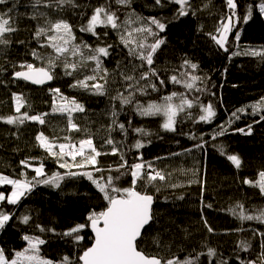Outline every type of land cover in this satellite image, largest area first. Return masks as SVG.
I'll return each instance as SVG.
<instances>
[{
  "label": "trees",
  "instance_id": "1",
  "mask_svg": "<svg viewBox=\"0 0 264 264\" xmlns=\"http://www.w3.org/2000/svg\"><path fill=\"white\" fill-rule=\"evenodd\" d=\"M236 2V16L243 17L245 7L253 0ZM259 2L255 0L256 5ZM34 3L35 0H6L0 4V13L12 10V27L17 29L6 37L11 41L10 45H0V116L18 115L15 113L13 93L23 94L26 104L22 112L27 111L30 115L46 112L49 115L44 125L26 121L17 126L0 120V173L14 179L32 180L36 175L34 168L20 164L21 160L27 158H34L31 160L33 166L44 164V178L57 172L64 176L69 171L60 168L56 158L38 146L35 137L41 131L50 139L59 138V142H64L66 136L76 142L91 135L99 151L110 153L111 147L103 144V138L109 135L108 126L112 123L111 113L115 109L118 123H123L128 129L126 136L119 128L111 131L112 138L120 142L124 159L132 164L139 162L138 157L142 156L144 162H151L167 176L166 181L157 182L160 192H155L154 188L148 189L154 194V220L143 231L140 247L149 255L165 258L176 255L184 259L203 253L198 264H210V261L211 264H241V261L247 264L249 260L260 264L264 222L241 220L238 215L241 211L246 215H259L264 210V194L256 186L258 173L264 170V121L260 120V115L264 113L254 115L248 107L264 97V59L244 54L249 49L264 50V16L259 13L258 7L254 8L253 15L247 21L234 19V27L229 34V51L225 52L216 45L210 34H216L222 20L231 14L226 0H190L191 8L185 16H178L180 5L174 0H161L160 4H156L155 0H131L128 6L118 5L115 0H75V7L66 5L62 11L47 9L43 5H37L34 9ZM100 5H109L121 23L132 13H135L133 20L142 18L131 28L139 27L141 23L147 24L151 17L166 24L163 32L153 26L159 37L165 40L154 56V67L159 72V78L166 83L160 86L154 78L158 90L149 89L144 95L137 93L136 100L147 105L150 101L160 102L172 92H183L189 98L199 96L204 105L211 103L216 116L209 122L199 121L200 108L194 106L187 110L191 116L180 114L175 131H165L161 127L163 116H141L135 110V103L121 106L119 100L113 99L118 92L127 95V82L119 75L121 71L138 77L147 67L140 69V61L128 55V49L120 41L119 31L98 27L97 35H93L80 30L93 9ZM37 9L48 12L50 19H66L73 26L76 43L83 41L93 47L98 44L112 45L109 56L102 59L103 67L109 71L105 95L70 87L75 78L82 79L83 74H90L94 66L91 62L85 73L75 77L65 75L62 67L56 68L55 78L42 87L13 77L12 73L20 70L19 66L24 62L44 66L43 61L32 56L33 49L42 56L52 51L41 48L33 38L38 21L31 17ZM39 23H43V18ZM236 32L240 33L238 42L235 40ZM148 42H153V38L149 37ZM233 52L239 54L233 56ZM184 59L198 65L195 74L203 78L198 82L203 91H188L182 84H173L168 79L185 71L181 67ZM133 68H136L135 73ZM54 88H59L64 96L74 97L84 106V111L74 113L73 117L87 132L68 131L67 115L52 113V93L49 89ZM242 107H248V111L229 125L231 114ZM220 125H224L227 131L213 139ZM249 125L252 126L251 134L237 131L240 128L247 131ZM135 128H143L150 135L141 136L133 131ZM137 140H142L144 147L135 149L133 145ZM204 141L206 143L202 148L194 147ZM233 154L241 160L239 168L227 159L228 155ZM65 159L70 162V158ZM120 162L119 154L101 155L98 157V167L103 172H94V177H106L108 169H114ZM71 171L79 170L73 168ZM21 172L25 175L21 176ZM111 174L118 175L115 171ZM246 179L253 183H244ZM130 183L131 177L124 175L118 181V186L128 187ZM172 184L178 187H170ZM0 189L9 191L11 187L3 185ZM105 205L102 195L84 176H64L59 187L37 183L17 205L0 202V211L14 214L0 229V248L11 258L15 251L27 247L23 236H39L46 241L40 246L42 256L60 261L67 255L76 261L92 243L89 227L80 232L84 239L79 243L61 234L77 224L86 223L90 212L100 211ZM240 205L242 209L238 207ZM24 215L30 216L28 223L22 221ZM37 225L55 229V232H41ZM209 226L213 231H208ZM242 241L250 245L247 250L241 248ZM209 248L215 250V256L207 255Z\"/></svg>",
  "mask_w": 264,
  "mask_h": 264
},
{
  "label": "snow or ice",
  "instance_id": "2",
  "mask_svg": "<svg viewBox=\"0 0 264 264\" xmlns=\"http://www.w3.org/2000/svg\"><path fill=\"white\" fill-rule=\"evenodd\" d=\"M6 0H0V4L5 3ZM156 4H160L161 0H155ZM180 5L178 16L188 15V9L191 8L190 0H174ZM118 5L128 6L131 0H115ZM227 7L230 15L226 16L220 27L216 29V34H210L212 39L220 48L225 52L229 51V34L232 33L234 27L233 21L243 19L247 21L253 15L255 7H258L259 13L264 14V0H260L259 4H248L245 7V15L243 17L236 16L237 2L236 0H226ZM37 5H43L47 9L62 11L64 6L75 7V0H35L33 8L36 9ZM207 7V5H205ZM11 9L6 13H0V45L7 47L11 41L7 39V35L14 33L17 29L12 27V17L10 15ZM194 14V12H193ZM135 13H132L123 23H121L119 16L115 11L111 10L109 5H100L93 9L91 16L88 18L87 23L81 26L82 32H89L97 35L98 27H110L120 32V41L128 49V55L140 61L138 67L147 70L141 71L139 76L127 75L121 71L119 75L127 82L125 95L123 92H118L113 99L119 100L121 106L135 103V110L141 116H163V123L161 127L165 131H175L178 117L181 113L191 116V110L194 106L200 108L201 114L199 121L209 122L215 116L216 112L211 103L204 105L200 102L199 96L189 98L183 92H172L164 96L160 102L150 101L147 105L140 103L135 99L136 94H147L148 90L157 91V83L153 79L158 80L159 85H165L166 81L159 78V72L154 67V56L161 45L165 43L163 38L159 37V33L154 31L158 29L163 32L166 24L151 17L147 24L141 23L139 27L131 28L130 26L142 18L137 17L136 20L132 19ZM43 18V23H39ZM31 19L37 20V26L33 33V38L37 41L41 48H50L52 51L47 56H42L36 49L32 50V56L44 62V66H36L33 63H22L19 67L20 70L12 73L16 79L31 82L36 85H43L48 81L55 78V69L62 67L64 74L67 76H77L78 74L85 73L89 69V63L94 66L90 69V74H83V78H75L74 82L70 85L73 88H82L85 91H91L97 95H105L109 83V71L102 65V59L109 56L112 45H97L95 47L84 43H76V36L73 26L63 18L50 19L48 12L39 11L34 12ZM154 26V28H153ZM107 35V33H105ZM235 40H240V33L236 32ZM152 37L153 42L149 43L148 38ZM23 43V41H20ZM238 52H233L232 55H238ZM245 55L260 56L264 59V50L256 51L249 49L244 52ZM119 68L120 65L118 64ZM185 71L179 75H172L168 79L173 84H182L183 87L191 91L195 89L197 92L203 91L198 86V82L202 81V77L195 74L198 69L196 63H192L188 59H184L181 65ZM136 68H133L135 73ZM52 93V113H60L67 115V128L70 132H81L82 129L79 124L74 121L73 114L83 112L84 106L77 102L72 97L64 96L59 88L49 89ZM12 98L15 101V113L18 115H9L7 117L0 116V120L9 125H23L26 121L38 122L41 125L46 123V117L49 113H38L30 115L27 111L22 112L21 109L25 107L26 101L23 94L13 93ZM178 100V102H176ZM251 108L252 113L255 115L257 112L264 113V97L257 103L248 106ZM248 107L237 109L231 114L228 124L240 118V114L246 113ZM112 123L108 126L109 135L103 138V144L111 147L110 153H102L99 151L94 143L91 135H86V138L73 142L71 137H64V142H59V138L52 137L51 139L45 135L43 131L39 132L35 140L38 146L45 149L49 156L56 158L60 168L69 169L64 173V176L76 177L84 176L95 186L98 192L102 195L106 205L100 211L93 210L87 216L86 223H81L68 229L61 235L72 237L77 243L82 241L84 237L80 232L85 228L90 227L92 233L91 246L86 247L82 254H80L76 261L65 255L60 261H53L41 255L40 246L45 244L46 241L39 236H23V240L27 241V247L21 251H15L14 255L9 258L5 252L0 248V264H198L200 255L186 256L181 259L179 256L173 255L170 258L163 256L149 255L140 247V240L143 237V230L149 226L154 220V213L152 211L154 204V194L149 192V188H154L155 192H160L161 188L157 186V182H164L167 180L166 174L159 169H156L151 162H144L141 157H138L139 162L129 164L124 159V154L121 152L120 142L115 141L111 136V131L115 128L127 135L128 129L123 123H118L115 109L112 113ZM260 120L264 121V114L260 115ZM259 122V121H257ZM130 123V122H129ZM134 132L141 136L150 135L143 128H135ZM227 128L220 125L218 130L213 135V139L217 136H223ZM237 131L251 134L252 126L249 125L247 131L244 128L237 129ZM150 142V141H149ZM203 143L194 145L195 148H202ZM135 149L144 147L142 140H137L133 145ZM190 151V150H186ZM223 153V146L220 147ZM120 155L121 162L114 168H109V174L104 177L103 175L94 177L93 173H102L103 169L98 167V157L101 155ZM65 158H70L69 160ZM34 158H27L21 160L20 164L27 168H34L35 176L32 180L27 179H14L0 173V185H10L11 192L5 195L0 192V202L6 201L10 205H17L23 197L29 193L37 183L51 184L52 186L59 187V182L64 178L60 173H53L51 176H46L44 171V164L40 163L39 166H33L31 160ZM159 159V158H157ZM227 159L231 161L237 168L241 166V160L237 155H228ZM79 171H71V169ZM91 168V171L85 170ZM115 171L118 175L113 176L111 173ZM25 173L21 172V176ZM124 175L131 177V183L128 187H119L118 181ZM40 177L41 179H37ZM258 181L256 186L259 187L262 194H264V170L258 173ZM244 183L251 184L253 181L245 180ZM170 187H178L172 184ZM181 199L183 197H180ZM210 207V206H209ZM241 209L242 205L238 206ZM236 215V211L233 210ZM14 214L5 213L0 211V229H3L8 221ZM241 220H260L264 222V210L260 211L259 215H246L244 211L239 212ZM24 223H28L30 216L24 215L22 218ZM207 225V221H205ZM41 232L51 231L55 229H45L41 225H37ZM208 231L213 229L209 226ZM261 235H264L262 233ZM250 245L247 242H241V248L247 250ZM261 258L260 264H264V242L261 244ZM215 250L209 248L207 255L209 257L215 256ZM211 264V261H210ZM224 264V262H221ZM241 264L245 262L241 261ZM247 264H257V261L249 260Z\"/></svg>",
  "mask_w": 264,
  "mask_h": 264
},
{
  "label": "water",
  "instance_id": "3",
  "mask_svg": "<svg viewBox=\"0 0 264 264\" xmlns=\"http://www.w3.org/2000/svg\"><path fill=\"white\" fill-rule=\"evenodd\" d=\"M19 80H22V79H19ZM22 81H24V80H22ZM24 82H26V83H28V84H30V85H32V86H35V87H42V86H45V85H48V84H50L52 81H48V82H46L45 84H43V85H36V84H33V83H31V82H28V81H24ZM146 227H148V226H146ZM89 229H90V232L92 233V231H91V228L89 227ZM145 230V229H144ZM143 230V231H144ZM94 234L92 233V236H93ZM91 246V245H90Z\"/></svg>",
  "mask_w": 264,
  "mask_h": 264
},
{
  "label": "rangeland",
  "instance_id": "4",
  "mask_svg": "<svg viewBox=\"0 0 264 264\" xmlns=\"http://www.w3.org/2000/svg\"><path fill=\"white\" fill-rule=\"evenodd\" d=\"M263 16H264V14H263ZM37 166H39V165H37ZM35 167V166H34ZM1 186H3V185H0V187ZM11 187V186H10ZM0 192H4L5 193V195H7V194H9L10 192H11V189L9 190V191H6L5 189H0Z\"/></svg>",
  "mask_w": 264,
  "mask_h": 264
}]
</instances>
